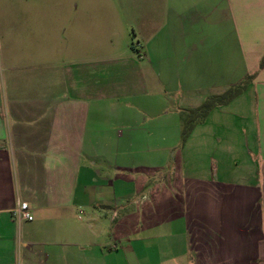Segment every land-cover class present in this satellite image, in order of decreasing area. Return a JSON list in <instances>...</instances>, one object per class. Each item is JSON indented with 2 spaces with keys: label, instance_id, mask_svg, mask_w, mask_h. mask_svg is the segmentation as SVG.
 I'll return each instance as SVG.
<instances>
[{
  "label": "crops",
  "instance_id": "obj_1",
  "mask_svg": "<svg viewBox=\"0 0 264 264\" xmlns=\"http://www.w3.org/2000/svg\"><path fill=\"white\" fill-rule=\"evenodd\" d=\"M263 57L264 0H0V264H264Z\"/></svg>",
  "mask_w": 264,
  "mask_h": 264
},
{
  "label": "rangeland",
  "instance_id": "obj_2",
  "mask_svg": "<svg viewBox=\"0 0 264 264\" xmlns=\"http://www.w3.org/2000/svg\"><path fill=\"white\" fill-rule=\"evenodd\" d=\"M42 20L45 23H51L54 20V13L50 12V11L44 12L42 15ZM60 20H61V18H60ZM48 27H49V25H46L45 30ZM121 73L122 74H120L119 72H110L109 75L106 78H104L103 81L105 82V84H107L109 86L113 85L115 87H121L125 83H127V79H129L131 77L129 73L125 74V72L123 73V71ZM147 83H148L147 81H144V84L140 85L139 87L148 91V84ZM144 100H147V99H144ZM210 100L211 99L207 100L202 106H200L196 110H188V109H184V108H179L177 105H175V106L172 105L169 108H167L165 111L169 112L171 115H173V118L174 117L179 118V116L180 117L186 116V117H189V120L191 119V122H196L197 120H199L200 118H202L204 116V112L207 111V109L210 106V103H209ZM182 129H184V126ZM181 132H182V130H181ZM180 138L178 137V140L172 141L173 147H172V151H171L170 164H168L169 167H173L176 162L179 165V159H180V154H179L180 146L179 145L183 142L185 137H184V135H180Z\"/></svg>",
  "mask_w": 264,
  "mask_h": 264
},
{
  "label": "trees",
  "instance_id": "obj_3",
  "mask_svg": "<svg viewBox=\"0 0 264 264\" xmlns=\"http://www.w3.org/2000/svg\"><path fill=\"white\" fill-rule=\"evenodd\" d=\"M263 66H264V57H263V60L261 62V67H263ZM242 88L243 87L240 86L238 88L229 90L225 95H223L221 97L212 98L210 100V102L208 101L210 103V106L207 109V111L204 112V116L203 117H205L209 113V111H210V109L212 107H215L217 105H220V104H223L225 102L230 101L232 98H234L242 90ZM193 125H194V122H191L190 121L189 124L187 125V128L185 129V135H184V137L187 136V134L190 132V130L193 127Z\"/></svg>",
  "mask_w": 264,
  "mask_h": 264
},
{
  "label": "built area",
  "instance_id": "obj_4",
  "mask_svg": "<svg viewBox=\"0 0 264 264\" xmlns=\"http://www.w3.org/2000/svg\"><path fill=\"white\" fill-rule=\"evenodd\" d=\"M13 216L19 222L22 221L31 222L34 219L28 203H19L13 211Z\"/></svg>",
  "mask_w": 264,
  "mask_h": 264
}]
</instances>
